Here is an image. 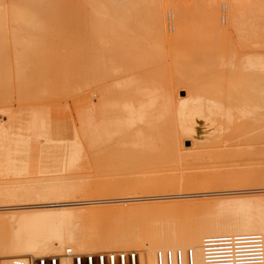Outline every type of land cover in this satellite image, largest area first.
Returning a JSON list of instances; mask_svg holds the SVG:
<instances>
[{"label":"rangeland","instance_id":"374dc122","mask_svg":"<svg viewBox=\"0 0 264 264\" xmlns=\"http://www.w3.org/2000/svg\"><path fill=\"white\" fill-rule=\"evenodd\" d=\"M209 1L219 3V23L221 27L227 28L228 13L222 4L228 0H0V184L83 177L94 187L97 186L92 179L95 183L106 181V184L110 180V183L116 181L111 184L112 187L119 186L117 182L123 187L122 183L126 182L124 189L129 190V193L124 189L128 194L123 191L121 193L128 196L131 191L134 195H144L146 190L141 189L143 192H140L139 189L142 184H149L147 180L153 188L156 183L161 186L162 191L155 189L163 193L165 186L171 183L179 186L183 179L188 178L189 182H194V179H200L199 182L205 179L206 182L212 174L215 175L211 177L214 179L207 180H218L222 172L228 175V171L229 174L235 172L242 177L250 176V173L264 174V100L257 102L259 107L254 110L256 116L252 115L257 121L251 120L254 122L251 123L247 119L251 125L247 123L250 127H245L249 131L245 127L243 131L233 124L230 131L223 132L224 135L220 130L202 136L203 140L199 141L194 139L195 136L191 138L189 134L179 133L182 129L178 126L176 110L180 99H175V114H169L168 122L165 118L166 123L161 127L167 133L171 131L181 134L183 143L179 152L149 150L126 144L129 140L127 133L110 134L108 141L93 150L87 142L85 133L89 137V130L101 122L95 111L103 112L105 120L118 121L125 116V103L138 106L147 98L142 99L137 92L153 90L154 86L156 89V86L165 84L178 98L193 95V85L196 84L202 86L200 88L196 85L204 96L222 101H227V95L230 98L241 97V72L238 69L231 70L226 61L232 59L236 66H241L250 56L262 55L264 58V49L261 48L264 30L258 36L260 42L258 38L252 39L246 26L233 30L229 35H219V32L206 24L205 11ZM237 1L244 7L253 1L259 2V11L264 16V0ZM158 7L165 10L166 30L170 36L166 42L158 39L153 31V15ZM171 7L182 8L186 12L184 17L188 21L184 20L186 26L183 23L181 28H184L181 30L179 27L183 20L180 23L175 21V18L179 19L178 15L175 17L177 9ZM187 22H190L191 27ZM174 23L179 25L180 33ZM208 32H213L214 37ZM178 33L183 36L179 35L178 38ZM174 36L178 40L176 37V40L173 39ZM199 36H203V40ZM171 38L175 41L173 46ZM155 45H159L160 54L153 51ZM207 46H211V51H208ZM222 54L226 63H222L224 66L220 62V65L217 64L221 58L218 55ZM214 56L218 57L217 61ZM211 62L214 66L210 65ZM215 63L219 65L217 68ZM241 71L248 73L249 70ZM243 86L242 90L244 87L245 90L249 88ZM245 90L242 93L249 95L257 92L255 97L253 94V99L259 97L258 91L249 93L246 90L248 93H245ZM122 92H130L136 98L122 99ZM234 125L237 127L235 132ZM239 131L242 137L236 134H240ZM242 132H245L244 137ZM206 172L211 175L208 176ZM216 172L220 175H216ZM204 175L208 177L201 179ZM190 176L197 178L192 181L193 177ZM171 178H177L178 181L176 179L174 183ZM162 180L167 184L160 185ZM140 181L141 184L138 183ZM99 183L96 184L99 186ZM105 183L100 185L104 186ZM257 183L251 182L255 185ZM131 187L139 192L134 188L131 190ZM165 191L170 192L169 189ZM258 196L264 194L239 197L250 199ZM232 198L238 197H197L194 201ZM60 213L64 218L65 211ZM260 213L264 214V211ZM73 251L71 256L65 251L44 256L45 264H52L53 259L57 264H62L65 258L75 264L76 255H80L81 264H90V261L92 264H102V261L103 264H111L112 254L116 255L114 264H121L120 253H126L125 264H130L133 253L136 254V264H141V253L133 249L95 248L91 251ZM37 264H40V260H37Z\"/></svg>","mask_w":264,"mask_h":264},{"label":"bare ground","instance_id":"6f19581e","mask_svg":"<svg viewBox=\"0 0 264 264\" xmlns=\"http://www.w3.org/2000/svg\"><path fill=\"white\" fill-rule=\"evenodd\" d=\"M209 3L205 11V18L207 19L206 24L210 25L214 31L219 32V35H221V33L225 35L234 32L233 30L237 28L240 29L244 26L249 28L252 39H257L259 35H262L264 30V16L259 11V2L253 1L248 7H244V5L237 0H228L224 2L222 6L225 12L228 13L227 18L229 20L227 28L221 27L219 23V3L215 1H209ZM262 10H264V8H262ZM176 12L177 14L175 17L178 15L179 19L176 20L175 18V21L180 23L181 20H183L179 27L181 30L184 28H181L183 23L184 26H186L184 20L188 21L185 19L186 16L184 17L186 12L182 8H178ZM262 12L264 13V11ZM165 21V10L159 9V7L155 8L153 15V31L156 34L154 35L164 42L168 41L170 38L166 30L167 25ZM203 21L205 22V20ZM187 23L190 25V22ZM174 24L176 25V23ZM178 26L176 25L177 29ZM211 28L209 30H211ZM179 33L176 34L178 38L179 35L183 36L182 33ZM212 33L209 34L214 37L215 34ZM219 35L218 37L220 38ZM175 37L176 36H174L173 39H175ZM201 38L203 40V36ZM260 40L261 39L258 38L257 41L260 42ZM171 41H173L172 38ZM174 42L175 41L172 42V46L175 44ZM210 47H208V51H211ZM261 48L264 49V41L261 42ZM154 49L153 51H155V53L157 52L160 54L159 45H155ZM211 49L213 50V48ZM223 55L224 54L218 55L221 57L218 61V57L214 56L215 60L218 62L217 64L220 62L221 66L226 65L222 58ZM214 57L210 58L211 61ZM207 60L210 61L209 57ZM226 62L227 66H231V70H240L241 74L237 76L240 77V80L246 88L249 87L246 89L249 93L255 92V90L258 91L259 97L256 95V98L258 97L257 99L252 98L254 93L250 95L242 93L245 87L242 85L244 87L242 90L241 81L239 82V86L242 91L239 88L240 93L238 92L241 97L237 96L238 98H230L227 95V101L231 100L228 102L224 99L222 101L215 97L204 96L203 91L200 93L197 90L198 88L196 85L200 87L199 84H196V87L193 85V95L190 94V96L185 98H178L167 85L159 83L163 85H161L162 87L159 85V87H161L160 89L158 86H156L155 89L153 85V90L148 89L147 92L145 90L143 92H137L141 95L142 99L147 98L146 101L140 104H138L140 101L136 102L138 106L125 103L123 106V113L125 116L120 117L118 121L105 120L104 116H102V114H104L103 112L99 113V111H95V114L100 118L101 122L98 126L89 130V137L85 133L90 149H97L98 146L103 145L108 141L110 134L127 133L129 135V140L126 141V144H132L140 148H148L149 150L179 152L181 151V145L183 143L180 136L181 134L179 135V133L189 134L188 136L191 135V138L195 136L194 139L200 141V139L203 140L201 138L202 136L220 130L222 133L228 130L230 131L233 124L238 125L243 131L244 129H248L249 131L247 127L250 126L247 123L251 120L257 121V118L253 119L252 117L253 114L256 116L254 110H257L259 107L257 102L264 100V58L262 55L250 56L246 58V62H242L241 66H236L232 59ZM222 63L224 65H222ZM211 64L212 62L210 65ZM219 65H216V68ZM197 66L200 68L199 65ZM212 66L214 65L212 64ZM241 70L249 71L248 73H243ZM222 75L221 77L223 78ZM212 77H214V75ZM157 82L155 83L158 84ZM209 85L213 86V84ZM220 90L222 91V89ZM246 90L245 93H248ZM217 91L216 89L215 92ZM233 92L236 93L235 89ZM218 93L219 92H217V94ZM256 93L257 92H255V94ZM143 95L146 97L144 98ZM223 95L225 96V94ZM122 97V99L136 98L130 92L123 93ZM175 99H180V104L176 110V116L179 129H182V131L179 133L171 131L167 133L161 126L166 123L165 118L168 122L169 114H173V112L175 114ZM247 119L249 121H247ZM251 123L254 122L251 121ZM235 125L233 126L234 132L235 128H237ZM243 127L245 128L243 129ZM117 128L121 130V133L118 132ZM246 131L247 130H245V132ZM245 132H242L243 137ZM236 134L241 136V132L240 134L236 132ZM158 155H160V153H158ZM206 174L208 173L206 172ZM225 174L222 172L221 178L217 176L219 178L218 180H207L209 178L214 179V174H208V176L211 175L210 177L207 175L201 176V179L208 177L206 182H204L205 179L202 180V182L198 181L200 179H194L197 178L196 176H190L193 177L191 180L193 181L194 179V182H189L190 178L183 179L179 177L181 180L183 179L182 183H179L180 185L178 184L179 186H176L175 183L178 181V177L176 178L177 181L171 178L172 180H170L174 181L175 186L171 182H169L171 185L165 186L166 189H169V193H165L168 192L165 191L166 189L163 190V193H158L162 191L160 189L161 186L155 181L156 185L154 186L156 187L153 188L150 185V181L147 180L149 184H142L139 189L140 192H143L141 189L146 190L144 195H137L136 192L139 191L135 189L136 185L133 187L136 194L134 195V192L131 191L133 195L131 193V195L128 196L129 190L127 191L126 188L124 189L126 182L122 183L123 187L120 186L121 183L119 182L116 184H120L119 186L112 187L111 184L116 183V181L110 183L112 182L110 180L107 184L105 183L106 181H101L105 183L104 186H101L100 184L102 183L97 181L96 183H99L98 186L95 180L92 179L95 186H97L94 187L92 185V187L89 185V182H87L88 179L85 180L83 177L0 184V264H14L15 260H21L23 264H30V258L40 259L44 256H50L51 254H56V252L60 253L63 251L71 256L72 252H75L73 250L91 251L95 248L136 250L141 253V264H156L157 253L160 251H176L178 249L186 251L191 249L194 253L195 264H204L202 244L207 237L256 233L262 236L264 242V214L260 213V211H264V196L250 199L247 197H239L243 195L264 194V174L251 175L250 173V176L242 174L246 177H242L241 174L238 176L235 172L229 174V171L228 175L226 174L227 176H225ZM213 175L214 177L211 178ZM216 175H220L219 172H216ZM166 179L168 181V178ZM184 180L185 183H183ZM162 181L159 183L160 185L165 183ZM251 182L258 183L255 185L251 184ZM138 183L141 184V181ZM143 185H145V187ZM142 186L144 188H142ZM176 187L180 189H175ZM133 188L131 190H134ZM177 190L179 192H177ZM122 191L127 193L126 196L122 194ZM171 191L174 193H171ZM108 193L112 194H109V196ZM220 196H237L238 198L202 202L194 201L197 197ZM62 210L65 211L64 218L61 217L60 211ZM12 258L14 259L11 261ZM64 258L65 257H63V259ZM62 264H73V262L69 258H65Z\"/></svg>","mask_w":264,"mask_h":264},{"label":"built area","instance_id":"2783aa9c","mask_svg":"<svg viewBox=\"0 0 264 264\" xmlns=\"http://www.w3.org/2000/svg\"><path fill=\"white\" fill-rule=\"evenodd\" d=\"M202 252L204 264H264L263 238L256 233L207 237L203 241ZM115 256L110 255L111 264H114ZM119 256L121 264H125L126 253H120ZM135 256L136 254H131L130 264H136ZM29 260L30 264H37V260H40V264H45L44 258ZM74 262L81 264L80 255L74 256ZM14 264L23 262L15 260ZM52 264H57L55 259L52 260ZM156 264H195L194 253L191 249L160 251L157 253Z\"/></svg>","mask_w":264,"mask_h":264}]
</instances>
